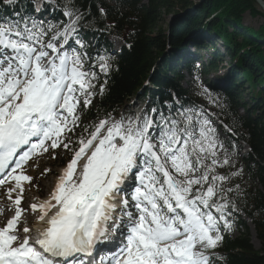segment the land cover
Instances as JSON below:
<instances>
[{
	"label": "snow or ice",
	"instance_id": "6c2138e0",
	"mask_svg": "<svg viewBox=\"0 0 264 264\" xmlns=\"http://www.w3.org/2000/svg\"><path fill=\"white\" fill-rule=\"evenodd\" d=\"M14 17L0 16V185L14 181L21 195L13 201L15 215L0 226V264H210L207 250L221 244V222L230 229L237 208L239 185L234 192L224 181L242 173L216 172L230 162L226 149L219 158L217 130L202 106L179 101L175 110L167 104V114L153 107L119 119L97 108L50 199L30 206L42 226L30 229L24 218L18 227L23 184L32 181L24 165L49 148H69L68 134L107 81L93 83L99 77L77 32L81 17L68 24L22 12ZM96 59L108 72V58Z\"/></svg>",
	"mask_w": 264,
	"mask_h": 264
},
{
	"label": "trees",
	"instance_id": "16d2710c",
	"mask_svg": "<svg viewBox=\"0 0 264 264\" xmlns=\"http://www.w3.org/2000/svg\"><path fill=\"white\" fill-rule=\"evenodd\" d=\"M30 1L17 0L12 7L0 0V16L11 17L14 11L30 14ZM53 1L58 8L52 9L51 22L64 24L66 4L68 10L83 12L79 23L84 38L93 45L94 55L108 58L110 64L108 74L98 76L97 87L107 81L105 93L98 95L92 108L83 111L72 152L79 146L83 126L94 120L97 108L114 115L134 96L149 99V106L160 107L165 114L166 102L173 105V110L178 107L175 98L186 108H213L232 131L230 162L218 165L216 172L225 176L242 173L224 181V187L236 192L239 185L234 210L248 217L261 248L254 247L249 227L233 210L229 218H239L244 232L236 237L222 234L223 241L215 248L210 264H264V11L256 1ZM247 12L262 19L258 28L244 24ZM108 35L127 39L129 47L114 55ZM201 52L210 58L204 61ZM224 61L226 65L221 66ZM184 71L191 77L189 89L183 87ZM212 73L215 80L211 81L207 76ZM205 91L207 95L202 94ZM240 142L247 143L251 150L243 160L236 157Z\"/></svg>",
	"mask_w": 264,
	"mask_h": 264
},
{
	"label": "rangeland",
	"instance_id": "374dc122",
	"mask_svg": "<svg viewBox=\"0 0 264 264\" xmlns=\"http://www.w3.org/2000/svg\"><path fill=\"white\" fill-rule=\"evenodd\" d=\"M193 9H187L186 11H184L182 14H184L185 12H189L192 11ZM180 14V15H182ZM244 24L246 25H250L254 28H258L260 23L262 22V19L260 18H253L250 16L249 12L244 13ZM177 15L171 16L169 18V22L175 18ZM68 17V16H67ZM69 20H72V16L68 17ZM190 38V36H189ZM110 42L113 44V47L118 50L119 47L123 44L122 41L117 40L115 38H111ZM192 50V49H191ZM204 54V53H202ZM204 60L209 59V55L204 54L203 55ZM222 65H226V62L224 61ZM100 68V66H99ZM215 73L209 74L207 76V78L209 80H215ZM188 78H185L183 83L184 85L187 84L188 82ZM94 101V100H93ZM128 104L125 106L122 114L127 117L128 115H130V113L132 111H136V112H140L142 110H146L149 112V110H147V106L145 105V101L142 100H138L137 97L132 98L130 101L127 102ZM81 105V109H82ZM135 106H139V108H136ZM242 111V110H241ZM151 112V110H150ZM243 112V111H242ZM142 114V113H141ZM120 116H115L114 118L119 119ZM77 130L78 127L76 129L75 133H69L68 137L69 139H71L73 141L72 144L69 145L68 149H65L63 147V145H61L60 147L56 148V149H51L49 148V150L47 152H43L38 154V156L32 160L31 163H29L24 169V173L30 177H32V181L29 182H24L23 184V193H22V200H21V204H20V208L23 209V213H22V218H28L29 216H33L31 214L30 210V206L32 203L36 202L38 200V197L41 196V200H43L44 198H47L49 195H51L52 191L54 190L55 184H56V180L58 179V177L61 175L62 170L64 168H66L67 166V159L68 157H70V153L72 152V148L75 145L76 142V137L77 136ZM80 135V134H79ZM243 149H245L244 151L246 152L247 148L245 147V145L243 144ZM225 151V147L221 148L218 150V154L219 156L221 154H223ZM90 154V153H89ZM84 163V160L81 159L80 161H78V165L76 167V169H78L77 171L79 172V168L81 167V165ZM80 166V167H79ZM47 170V171H46ZM15 191L11 192V197L12 199L9 200L8 195H9V190L10 189H14ZM21 195L19 188H16L15 186V182L12 181L10 184H7L4 188H2L0 190V226H4V224H6L7 219L11 218L13 215H15V210H16V206L14 205L13 201L15 200V198ZM38 203V202H37ZM244 220L245 222L249 225L248 219L245 217V215L243 214ZM31 221L32 219H38L37 217H31L29 218ZM31 223V222H30ZM34 223V222H33ZM34 225V224H33ZM223 225V222H222ZM24 225L21 226V229ZM224 226V225H223ZM29 227V226H28ZM30 228V227H29ZM225 229V228H224ZM229 234L232 235V237L234 236H238L240 233L244 232L243 227L240 228V226L235 223L234 225L231 226L230 229H225ZM256 236V234L251 231V238H252V244L254 245V247L256 249H260L261 245L254 243V237ZM256 244V245H255ZM209 252H211V249L209 250Z\"/></svg>",
	"mask_w": 264,
	"mask_h": 264
},
{
	"label": "bare ground",
	"instance_id": "6f19581e",
	"mask_svg": "<svg viewBox=\"0 0 264 264\" xmlns=\"http://www.w3.org/2000/svg\"><path fill=\"white\" fill-rule=\"evenodd\" d=\"M180 27H181V26H180ZM77 165H78V164H77ZM79 167H80V166H79ZM76 168H78V167H76ZM79 169H80V168H79ZM77 170H78V169H77ZM77 172H78V171H77ZM50 197H51V195H50L47 199H50ZM43 203H44V202H38L37 205H39V204H43ZM116 203L119 204V201H116ZM55 211H56V208L53 207V209L50 210V211L48 212V215H49V216L52 215ZM31 217H32V216L29 217V215H28V218H31ZM23 219H24V217L22 218V222H21V224L18 225V227H20V228H21V226L23 225ZM33 222H34V223H33ZM248 222L250 223V221H248ZM33 224H34V225H33ZM250 224H251V223H250ZM29 225H31L30 229L35 230V228H39V227L42 226V222L39 221L38 219H36V220L32 219L31 223H29L28 226H29ZM33 234H35V231H33ZM253 242L259 244V242H258L256 236L254 237V241H253ZM255 245H256V244H255Z\"/></svg>",
	"mask_w": 264,
	"mask_h": 264
},
{
	"label": "water",
	"instance_id": "95a60500",
	"mask_svg": "<svg viewBox=\"0 0 264 264\" xmlns=\"http://www.w3.org/2000/svg\"><path fill=\"white\" fill-rule=\"evenodd\" d=\"M258 6L264 11V0H255Z\"/></svg>",
	"mask_w": 264,
	"mask_h": 264
}]
</instances>
